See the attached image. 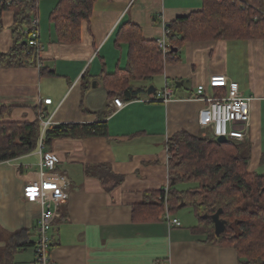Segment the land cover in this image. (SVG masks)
Masks as SVG:
<instances>
[{
    "label": "crops",
    "instance_id": "0c3cea01",
    "mask_svg": "<svg viewBox=\"0 0 264 264\" xmlns=\"http://www.w3.org/2000/svg\"><path fill=\"white\" fill-rule=\"evenodd\" d=\"M43 1V29L39 3L37 8L41 51L23 67L0 69V106L10 107L2 121L32 122L42 109L50 127L91 124L111 110L107 137L58 138L42 149L56 158L54 172L68 179L67 200L58 206L50 232V259L55 264H241L232 247L206 243L191 231L197 224L193 212L194 220L176 211L172 217L180 226L170 227L163 217L133 222L132 209L152 202L151 194L168 185L166 142L171 136L180 131L209 135L197 123L205 103L193 97L213 75L238 83L240 94L252 98L244 146L249 171L264 175V39L188 42L163 74L137 84L145 90L136 100L114 110L101 72L112 74L125 66L127 48L115 45L119 25L129 21L145 40L155 41L165 24L200 11L202 0H96L90 19L81 23L80 42L70 45L57 43L49 22L56 1ZM238 1L264 14V0ZM2 24L0 52L6 53L12 45L11 13H4ZM87 81L91 85L83 92ZM165 83L173 86L166 104L154 100ZM44 99L51 104H43ZM38 151L0 163V249L19 230L33 234L36 243L39 206L26 203L21 193L37 178Z\"/></svg>",
    "mask_w": 264,
    "mask_h": 264
},
{
    "label": "trees",
    "instance_id": "16d2710c",
    "mask_svg": "<svg viewBox=\"0 0 264 264\" xmlns=\"http://www.w3.org/2000/svg\"><path fill=\"white\" fill-rule=\"evenodd\" d=\"M39 1L0 0V31L4 13L12 14V45L8 52H0V69L23 67L37 56L38 47L29 46L28 41L29 26L33 19L38 20ZM55 1L49 22L54 26L57 43H79L81 23L90 19L96 0ZM164 27L170 48L165 56L155 41L142 37L137 25L129 21L119 25L115 45L126 46V62L112 74L101 72L107 98H119L123 102L136 100L145 90L137 84L163 74L164 66L176 63L179 52L188 42L264 39V14L238 0H202L200 11L176 18ZM40 73L43 75V70ZM90 85V81L83 83L82 91L86 92ZM213 91L216 95L225 93L224 89ZM9 109L0 106V163L35 151L39 141L43 147H49L58 138L107 137L106 118L111 114L106 109L99 113V122L49 126L42 133L38 117L32 122L2 121ZM40 113H44L42 109ZM208 136L180 131L167 140V212L172 216L178 209L189 207L197 219L191 228L194 234L204 236L206 243L232 247L241 264H264V175L249 171L250 156L243 150L244 142L227 140L222 144ZM110 176L116 183L121 181L120 177ZM150 198L152 202L133 207V222L162 220L164 189ZM219 209L226 227L216 237L209 216ZM32 236L27 230L10 234L0 249V264H14V256L19 251L34 247Z\"/></svg>",
    "mask_w": 264,
    "mask_h": 264
},
{
    "label": "built area",
    "instance_id": "2783aa9c",
    "mask_svg": "<svg viewBox=\"0 0 264 264\" xmlns=\"http://www.w3.org/2000/svg\"><path fill=\"white\" fill-rule=\"evenodd\" d=\"M30 38L29 46H37L38 55L41 51L39 44V23L33 19L29 26ZM165 30V27H164ZM166 30L161 38L155 40L157 47L162 54L168 55L170 48L166 41ZM40 64L38 65V68ZM214 89H224V94H215ZM173 97V86L165 83L163 87L156 91L154 100L168 103ZM193 99L202 100L205 107L198 113L197 123L203 130H209L212 139L224 137L227 140H236L245 142L248 139V130L250 127V101L252 98L243 97L239 91L238 83L229 80L224 75L210 76L207 86H198L195 90ZM43 104L50 105L51 99H44ZM125 103L115 98L111 101L114 110H120ZM39 126L41 131L49 127V121L44 113H40ZM39 171L37 178L28 181L22 188V199L29 204L39 206V215L36 225V243L34 244V259L32 264H55L50 259V250L52 247L50 232L57 217V208L67 200L68 179L65 176L54 172L56 158L52 154L42 153L43 145L41 141L38 144ZM168 185L164 188L165 213L163 220L170 227L180 226L176 218L170 216L167 212L166 193Z\"/></svg>",
    "mask_w": 264,
    "mask_h": 264
},
{
    "label": "rangeland",
    "instance_id": "374dc122",
    "mask_svg": "<svg viewBox=\"0 0 264 264\" xmlns=\"http://www.w3.org/2000/svg\"><path fill=\"white\" fill-rule=\"evenodd\" d=\"M39 4H40V6H39V18H40V22L43 25L42 26V29H43V27H44L43 22H44V18H45V12H46L45 7H46V5H45V2L43 0H40ZM155 87L156 88L160 87V83L156 82ZM210 136H211V133L209 131L208 137H210ZM243 150H244V152H246L245 146H243ZM260 170L264 173V165L261 167ZM177 211H179L178 216L180 218L185 217V216H190L193 219V217H194L192 214V210L189 207H183V208L178 209ZM195 220H197V219H195ZM31 241L32 242L35 241V236L31 237ZM33 259H34V252H33L32 248L30 247V248H27L25 250L20 251L19 253H17L14 256V262H15L14 264H32Z\"/></svg>",
    "mask_w": 264,
    "mask_h": 264
},
{
    "label": "water",
    "instance_id": "95a60500",
    "mask_svg": "<svg viewBox=\"0 0 264 264\" xmlns=\"http://www.w3.org/2000/svg\"><path fill=\"white\" fill-rule=\"evenodd\" d=\"M171 52H176L175 50H171ZM94 84H92L93 86ZM217 143H226L227 139L224 137H218L216 139ZM221 210H217L213 215H210V219L214 224V234L216 237H219L221 235V233L225 230L226 227V222L225 220L221 219L220 214H221ZM203 218L207 217V215H203Z\"/></svg>",
    "mask_w": 264,
    "mask_h": 264
}]
</instances>
